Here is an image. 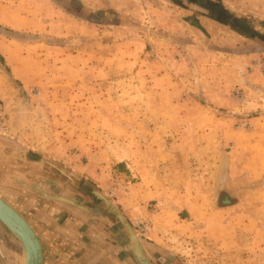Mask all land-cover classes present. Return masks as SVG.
<instances>
[{
  "label": "crops",
  "instance_id": "1",
  "mask_svg": "<svg viewBox=\"0 0 264 264\" xmlns=\"http://www.w3.org/2000/svg\"><path fill=\"white\" fill-rule=\"evenodd\" d=\"M70 2L73 5L71 11L61 5L55 10L57 17L52 27H46L47 31L55 30L57 37H63L69 31L65 21H72L80 31L83 28L96 31L98 25L101 33L110 31L108 27L116 30L122 26L112 20L111 0H103L105 6L96 5L97 0ZM210 3L212 7L224 10L230 23L207 14L201 16L206 22L209 21L208 24L201 22V25H196L189 18L182 19V23L171 14L167 28L148 34L147 42H153L155 52L163 55L160 56L163 60L157 57L152 59L153 63L161 64V68L147 74L140 66L135 76L147 84L142 90L159 97L158 102L137 104L134 109L137 115L130 122L125 114H121L117 120L105 121L109 127H119L118 143L109 141L107 145L104 142L99 150L87 145L74 157L58 161L42 148H33L12 135L11 119L7 114L10 129L7 133H0V195L22 212L36 230L43 246L44 264H128L129 254L118 243L124 235L123 226L103 208L94 190L111 199L131 225L140 218L148 219L151 226L146 233L145 245L173 255L161 246L170 240L162 234L163 230L177 234L179 230H192L194 223L208 227L213 225L204 187L210 183L214 186L217 193L212 204L223 210L230 205H219L221 192L237 196L239 183L264 175V113L248 118L252 128L246 134H241L235 127L237 116L224 111V107L232 102L229 94L234 83H247L264 92V75L245 74V66H240L239 61L246 63L252 56L250 53L240 54L237 50L225 49L211 52L210 49L202 50L196 43L219 42L209 38L214 34V29H225L235 37L255 41H259V38L251 34L261 31L250 22L252 14L242 16L235 14L230 7L220 8L222 4L219 2L218 5ZM212 7L209 10H213ZM0 17L1 21L15 24L11 13H0ZM22 27L28 28V22H24ZM80 40L111 42L104 38V34L103 38H96V33L87 41ZM10 42L15 40L0 35V55L3 57L7 54V64L11 70V74L1 75L0 69V102L4 107L2 99L13 94L16 80L27 78L26 71L18 70L23 60L15 59ZM114 42H119L117 46L121 48L119 60L110 57L104 61L103 70L97 73L93 68L95 61L88 60V70L83 74L86 73L91 79L119 78L120 83L126 82L127 73L122 69L127 68L129 63V41L121 37ZM171 49L179 55V59L173 57V53L167 56L162 53V50L170 52ZM197 51L203 56L213 57L211 62L206 60L207 57L203 60V63H207L204 67L206 73L193 72L192 63L196 64ZM182 60L188 64L184 75L172 70L162 71L163 64L177 68L176 64ZM114 61L120 70L109 68V63ZM141 61L144 65V59ZM73 73L80 76L79 70ZM92 88L89 86V89ZM109 89L111 91V87ZM126 90L120 86L117 94L127 95ZM179 91L191 96L190 99L192 95L196 96L195 100H174L173 96ZM162 97H167L168 101L161 103ZM258 102L256 100L237 107L236 112H256L260 107ZM114 109L127 111L128 103L121 102ZM157 112H163L165 118H156L154 113ZM129 125L143 126L149 131L143 136L132 135L130 139ZM83 157L88 160L85 161ZM34 186L41 187L51 195L62 194L78 202L91 197L94 199L90 202L93 208L87 207L96 214L91 215L49 199ZM237 203L234 201L231 205ZM95 207H99L98 212ZM154 229L158 230L152 232Z\"/></svg>",
  "mask_w": 264,
  "mask_h": 264
},
{
  "label": "rangeland",
  "instance_id": "2",
  "mask_svg": "<svg viewBox=\"0 0 264 264\" xmlns=\"http://www.w3.org/2000/svg\"><path fill=\"white\" fill-rule=\"evenodd\" d=\"M210 2L216 5L219 2L222 4L220 8L230 7L235 14L242 16L252 14L250 22L264 34V0H111L109 3L114 13L112 20L122 25L121 27L116 30L108 27L110 31L106 33H101L99 30L101 27L98 25L99 29L96 31H89L87 28L80 31L75 23L65 21V27L69 31L63 37H57L55 30L47 31L46 27L49 26L48 29L52 27L57 17L55 10L62 7L61 5L71 11L73 5L70 0H0V13H11L15 21L14 24L0 20V35L15 40L10 42L13 44L12 53L16 60H23L18 70L27 72V78L22 81L16 80L13 94L2 99L11 119L13 128L11 134L21 138L24 144L42 148L51 158L58 161L74 157L75 153H81L87 145L99 150L104 146V142H107V145L109 141L118 143L119 127H109L105 121L117 120L121 114H125L130 122L131 118L134 119L137 115V111L134 110L137 104L158 102L159 97L151 92H145V89L142 90L147 84L135 76L140 66H143L147 74L155 73L161 68V64L153 63L152 59L153 57L160 59L163 55L155 52L153 42H147L148 34L162 32L167 28L171 14L180 22L189 18L196 25L206 22L201 16L203 14L229 21V16L224 10L217 6L212 7ZM103 4V0L96 2V5ZM210 7L213 10H209ZM24 22H28V28L22 27ZM224 30L214 29V34L209 35V38L219 42H196L199 44L198 47L206 51L210 49L211 52L214 49H225L237 50L240 54L250 53L252 56L246 63L239 61L240 66H245V74L264 75V39L246 40ZM95 33L96 38H103L104 34V38L111 42H80V39L87 41L86 39L93 38ZM121 37L128 38L129 41L127 42L129 63L127 68L122 69L127 73L126 82L120 83L119 78L91 79L86 73L83 74L88 70V60L95 61L93 68L96 73L103 70L104 61L110 57L119 60L121 48L117 46L119 42L114 41ZM162 51L166 56L173 53V57L179 59V55L172 52V49L170 52ZM143 59L144 65L141 61ZM204 59L211 62L213 57L203 56L198 52L195 57L196 64L192 63L195 74L206 73L204 67L207 63H203ZM215 60L218 61L216 57ZM7 61V54L0 57L1 75L11 74ZM176 65L177 68L171 64L169 66L163 64L162 71L172 70L173 73L179 72L184 75V69L188 64L182 60ZM118 66L115 61L109 63V68L113 71H117ZM77 70L80 76L73 73ZM89 86L93 88L89 89ZM120 86L127 89V95L117 94ZM230 89L229 97L232 102L224 107V111L237 116L235 127L241 134H246L252 128V124L247 121L248 118L264 113V92L247 83L241 85L234 83ZM173 97L177 101H182L181 98L184 100L191 98L181 91ZM195 97L192 95L190 100L194 101ZM256 100L260 106L258 111H246L241 114L236 112L237 107L252 104ZM167 101V97H162L161 103ZM121 102L128 103L127 111L120 112L114 109ZM154 114L156 118H165L163 112ZM148 129L129 125L128 131L131 134L129 138L131 139L132 135L143 136ZM83 159L88 160L86 157ZM115 166L114 164L113 168ZM203 190L208 195L210 206L207 209L211 213L213 225L208 227L205 224L194 223L192 230H185L187 233L179 230L176 234L175 231L163 230L162 234L170 240L161 246L173 253L170 255L172 260L176 259V264H264V175L256 180L239 183L237 196H231L226 191L221 192L219 201L223 203L238 201L237 204H229L230 206L223 210L212 204V199L217 193L214 186L210 183ZM92 199L87 198L88 203L92 202ZM79 203L84 204L82 201ZM95 208L98 212L99 207ZM133 228L137 232L135 225ZM157 230L154 229L152 232ZM139 235L145 243L146 235ZM0 247V264H22L21 245L2 222ZM128 261V264H136L130 255Z\"/></svg>",
  "mask_w": 264,
  "mask_h": 264
},
{
  "label": "water",
  "instance_id": "3",
  "mask_svg": "<svg viewBox=\"0 0 264 264\" xmlns=\"http://www.w3.org/2000/svg\"><path fill=\"white\" fill-rule=\"evenodd\" d=\"M43 196L71 205L76 209L95 215L96 212L77 200L65 195L46 193L39 186H34ZM103 208L114 215L123 226L124 235L118 241L122 249L128 252L136 264H153L145 250L144 240L134 230L131 223L115 203L99 190L93 191ZM0 222H2L19 241L22 248V264H44L43 246L39 235L21 212L0 195ZM1 251V247H0Z\"/></svg>",
  "mask_w": 264,
  "mask_h": 264
},
{
  "label": "built area",
  "instance_id": "4",
  "mask_svg": "<svg viewBox=\"0 0 264 264\" xmlns=\"http://www.w3.org/2000/svg\"><path fill=\"white\" fill-rule=\"evenodd\" d=\"M9 129H10V126L8 123V116H7L6 108L0 102V133H7ZM134 225H135V229L137 230V232L141 235H146L147 231L150 229V226H151L149 220L146 218H140Z\"/></svg>",
  "mask_w": 264,
  "mask_h": 264
},
{
  "label": "flooded vegetation",
  "instance_id": "5",
  "mask_svg": "<svg viewBox=\"0 0 264 264\" xmlns=\"http://www.w3.org/2000/svg\"><path fill=\"white\" fill-rule=\"evenodd\" d=\"M82 202L93 208V206L90 203H88L86 199L85 200L82 199ZM145 250L149 255L153 264H176L175 262L176 259L172 260L171 256L167 255L166 253L159 252L156 249L149 246H146Z\"/></svg>",
  "mask_w": 264,
  "mask_h": 264
},
{
  "label": "trees",
  "instance_id": "6",
  "mask_svg": "<svg viewBox=\"0 0 264 264\" xmlns=\"http://www.w3.org/2000/svg\"><path fill=\"white\" fill-rule=\"evenodd\" d=\"M226 23H230V22H228V21H226ZM235 27V26H234ZM235 29H237L236 27H235ZM251 36L252 37H257V38H259V39H264V36H263V33H261V32H259V31H255V32H253L252 34H251ZM256 38V39H257ZM1 58H2V56H0ZM231 203H234V202H226V203H223L222 201H219V205L220 206H225V205H229V204H231Z\"/></svg>",
  "mask_w": 264,
  "mask_h": 264
}]
</instances>
